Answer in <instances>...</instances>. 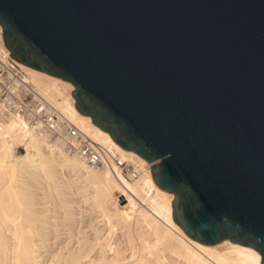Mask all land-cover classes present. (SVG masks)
Wrapping results in <instances>:
<instances>
[{
    "label": "water",
    "instance_id": "1",
    "mask_svg": "<svg viewBox=\"0 0 264 264\" xmlns=\"http://www.w3.org/2000/svg\"><path fill=\"white\" fill-rule=\"evenodd\" d=\"M16 62L150 163L191 239L264 264V0H0Z\"/></svg>",
    "mask_w": 264,
    "mask_h": 264
},
{
    "label": "bare ground",
    "instance_id": "2",
    "mask_svg": "<svg viewBox=\"0 0 264 264\" xmlns=\"http://www.w3.org/2000/svg\"><path fill=\"white\" fill-rule=\"evenodd\" d=\"M22 68L39 94L93 141L115 144L75 109L71 83ZM22 123L0 122V264H261L249 246L188 237L173 221V194L156 186L150 163L137 154L117 146L134 176L115 166L91 169L23 131ZM17 144L25 154L12 159ZM83 204L92 212L84 213Z\"/></svg>",
    "mask_w": 264,
    "mask_h": 264
},
{
    "label": "built area",
    "instance_id": "3",
    "mask_svg": "<svg viewBox=\"0 0 264 264\" xmlns=\"http://www.w3.org/2000/svg\"><path fill=\"white\" fill-rule=\"evenodd\" d=\"M1 41V28H0ZM20 119L22 130L42 138L50 147L82 160L91 169L117 167L135 175L119 159L116 143L93 141L75 126L53 104L47 101L29 81L22 64L3 47L0 49V122Z\"/></svg>",
    "mask_w": 264,
    "mask_h": 264
},
{
    "label": "rangeland",
    "instance_id": "4",
    "mask_svg": "<svg viewBox=\"0 0 264 264\" xmlns=\"http://www.w3.org/2000/svg\"><path fill=\"white\" fill-rule=\"evenodd\" d=\"M25 71V70H24ZM26 72V71H25ZM26 74H27V72H26ZM28 76V75H27ZM29 78V77H28ZM25 146L24 145H22V144H17V145H13L12 147H11V149L9 150V152H10V154H11V158L12 159H16V158H18V157H20V156H23L24 154H25ZM118 194V193H117ZM126 204V202H122V204L121 205H125ZM86 206V207H85ZM82 209L84 210V213H88V212H92V206H91V204H83L82 205ZM88 211V212H87ZM218 244H220V243H218ZM218 244H215V245H218Z\"/></svg>",
    "mask_w": 264,
    "mask_h": 264
}]
</instances>
